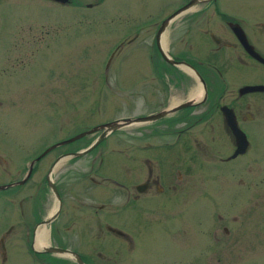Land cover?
Listing matches in <instances>:
<instances>
[{
    "label": "flooded vegetation",
    "instance_id": "af4514ba",
    "mask_svg": "<svg viewBox=\"0 0 264 264\" xmlns=\"http://www.w3.org/2000/svg\"><path fill=\"white\" fill-rule=\"evenodd\" d=\"M90 10L98 36H108L100 44L107 49L98 51L106 55L104 76H144V98L154 101L146 102L142 113L117 119L164 114L57 144L116 120L105 119L39 148L37 102H0V264H100L102 234L118 237L130 252L138 242L133 226L128 232L117 219L138 215L146 220L136 229L143 234L148 220L173 214L182 201L192 206V177L196 180L198 171L211 198H217L208 189L212 182L222 190L231 187V197L241 200L245 189L263 181L256 178L260 167L254 149L258 138L264 140L259 130L264 89H249L264 86L260 0H0L4 89L42 56H48L44 69L51 74L53 53L61 57L67 49L54 46L80 44L77 29L69 36V21L71 27L82 26ZM21 23L31 34L17 39L11 32ZM53 27L66 28L56 29L53 39ZM29 47L30 52L23 51ZM24 59L35 62L26 67ZM160 91L163 103L157 102ZM48 104L51 115L53 104ZM137 126L136 132H121ZM94 140L99 141L74 155ZM163 148L178 149L166 172ZM79 158H88V164L75 167ZM222 231V238L216 231L209 235L227 245L235 232L225 225ZM163 235L174 247L181 233L176 227ZM131 263L129 256L126 264Z\"/></svg>",
    "mask_w": 264,
    "mask_h": 264
},
{
    "label": "rangeland",
    "instance_id": "374dc122",
    "mask_svg": "<svg viewBox=\"0 0 264 264\" xmlns=\"http://www.w3.org/2000/svg\"><path fill=\"white\" fill-rule=\"evenodd\" d=\"M260 2L264 4V0ZM89 12L84 15V23L80 27H71V20L69 21V36L72 29H77L76 38L79 36L80 44H76V47L74 42H64L59 47L54 46L58 50L67 45V49L61 57L53 53L54 56L50 58L53 71L51 74L47 75L44 69L50 63L46 55L39 57L38 64L28 73L22 74L17 81L8 80V89L2 86V80L6 78L0 76V102H37L35 131L39 148L81 131L83 125L142 113L146 102H154L151 98L148 101L144 98L147 95L144 76L126 72L118 76L111 73L104 76L102 68L106 55L104 51L103 54L98 51L107 49V44L103 48L100 44L107 41L108 36H98L93 11ZM26 23H21L23 27L17 25L11 32L12 36L17 39L20 36H29L31 33ZM64 28L66 27H53V39L56 37L55 30ZM23 30L24 32H20ZM31 47L23 51L30 52ZM24 61H27L26 67H32L35 62L34 59ZM158 94L157 102L163 103L159 98L164 97L165 92L160 91ZM48 102L53 104L51 115V105ZM261 113L264 116V106ZM139 128L141 127L123 128L121 132H136ZM259 130L264 132V122L259 124ZM92 137L88 136L87 139ZM172 139L174 141L173 137ZM255 143L254 151L258 153L255 165L260 167L256 170V178L263 181L257 179L261 184L245 189L244 198H232L234 193L231 187L229 190H222L214 182L211 183V189H208L215 192L217 198L209 197L204 179L200 180L201 172L198 171L196 180L192 177V206L188 201H182L173 214L148 220L151 221L147 223L150 227L143 234L139 233L141 229H136L146 220L138 218V215L133 214L126 220L117 219V226L128 232H131L133 226L132 233L139 236L138 244L130 252L118 237L102 234L100 249L98 247L101 253L100 264H126L129 256H132L131 264H264V155H261L264 151V140L258 138ZM171 150H162L161 167L164 172L178 149ZM87 164L88 158H79L74 166ZM114 168L119 170V166ZM132 168L135 169L134 165ZM119 207L118 205L117 209ZM223 225L235 232V238L230 237L227 245L215 242L209 235V232L216 231L217 236L222 238ZM176 227L181 233L180 238L176 241L177 245L169 247V241L163 235L164 230ZM80 241L73 240L72 247L76 248Z\"/></svg>",
    "mask_w": 264,
    "mask_h": 264
},
{
    "label": "water",
    "instance_id": "95a60500",
    "mask_svg": "<svg viewBox=\"0 0 264 264\" xmlns=\"http://www.w3.org/2000/svg\"><path fill=\"white\" fill-rule=\"evenodd\" d=\"M260 60L264 63V58H261L260 57ZM249 89H253V90H263L264 89V86H252V87H249ZM185 105V104H184ZM164 112H161L160 114H157L158 116H161L163 115ZM158 116H145V117H139V118H134V119H130V118H123V119H116V120H112L110 122H107V123H104V124H101V125H98V126H94L84 132H80L76 135H73L71 136L70 138H67L57 144H60V143H65V142H70L72 140H75L87 133H90V132H93L95 130H97L98 128H101V127H106V129L108 131H114L116 129H119V128H122L124 126H126L127 124H129L130 122L134 121V122H142V121H146V120H149V119H153L155 117H158ZM240 132V131H239ZM240 134H242V132H240ZM243 136V134H242ZM99 140H94L92 141L86 148H84L81 152H76L74 153V155H79L81 153H84L86 152L88 149H90L91 147H93ZM57 144H54L53 146L57 145ZM241 148L243 149V146H241ZM55 250V248H54Z\"/></svg>",
    "mask_w": 264,
    "mask_h": 264
},
{
    "label": "bare ground",
    "instance_id": "6f19581e",
    "mask_svg": "<svg viewBox=\"0 0 264 264\" xmlns=\"http://www.w3.org/2000/svg\"><path fill=\"white\" fill-rule=\"evenodd\" d=\"M39 237H42V236H41V233H40V234H38V238H39Z\"/></svg>",
    "mask_w": 264,
    "mask_h": 264
}]
</instances>
